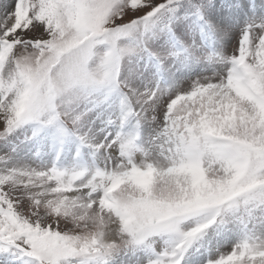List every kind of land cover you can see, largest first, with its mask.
Segmentation results:
<instances>
[{
	"label": "snow or ice",
	"instance_id": "6c2138e0",
	"mask_svg": "<svg viewBox=\"0 0 264 264\" xmlns=\"http://www.w3.org/2000/svg\"><path fill=\"white\" fill-rule=\"evenodd\" d=\"M0 264H264V0H0Z\"/></svg>",
	"mask_w": 264,
	"mask_h": 264
}]
</instances>
